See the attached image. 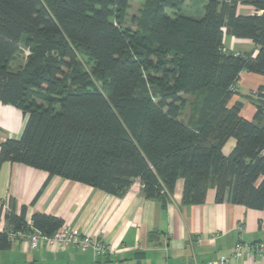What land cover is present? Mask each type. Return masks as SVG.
Wrapping results in <instances>:
<instances>
[{"label":"trees","instance_id":"16d2710c","mask_svg":"<svg viewBox=\"0 0 264 264\" xmlns=\"http://www.w3.org/2000/svg\"><path fill=\"white\" fill-rule=\"evenodd\" d=\"M202 1L187 15V0H146L131 31L123 28L130 0H0V102L27 116L21 138L0 145V165L119 198L139 181L163 207L182 179L184 205L203 204L214 189L218 203L263 210L264 86L247 96L253 120L241 116L243 102H231L242 72L264 76V0ZM239 5L257 13L239 14ZM226 35L252 40L257 55L227 51ZM22 47L30 54L12 69ZM78 49L93 59L91 75ZM26 214L10 204L8 229H29ZM64 225L41 213L30 224L48 236ZM9 244L0 233V249Z\"/></svg>","mask_w":264,"mask_h":264},{"label":"crops","instance_id":"0c3cea01","mask_svg":"<svg viewBox=\"0 0 264 264\" xmlns=\"http://www.w3.org/2000/svg\"><path fill=\"white\" fill-rule=\"evenodd\" d=\"M238 13L257 12L239 5ZM224 46L227 51L253 56L259 50L252 40L229 35ZM260 86H264V76L245 71L240 74L231 103L243 102L241 116L247 120H253L256 113L247 96ZM26 122L27 116L20 109L0 102V145L8 139H20ZM235 145L230 139L223 153L229 155ZM141 190V183L136 181L119 198L62 177L50 178L47 172L24 164L2 163L0 233L9 228L10 204L17 214L25 206L28 225L35 213L59 217L68 228L103 239L113 252L95 256L91 249L81 252L74 246L61 248L57 243L44 242L33 248L29 240L17 239L7 249H0V264H204L229 257L239 242H264V209L218 203L214 189L208 191L203 204L184 205L182 179L166 207L157 199H147ZM234 264H264V260L244 255Z\"/></svg>","mask_w":264,"mask_h":264},{"label":"built area","instance_id":"2783aa9c","mask_svg":"<svg viewBox=\"0 0 264 264\" xmlns=\"http://www.w3.org/2000/svg\"><path fill=\"white\" fill-rule=\"evenodd\" d=\"M236 89L237 86L232 88V90L235 91ZM29 227V229L18 231L13 229L6 230L5 234L8 241L12 242L17 239H23L26 241L29 240L33 248H37L40 242H44L48 245L57 243L61 248L74 246L81 252H87L91 249L95 256L113 252V248L110 245L105 244L103 239L85 235L80 231L68 228L66 225L61 227V229H59L52 236L45 235L41 231L33 229L30 225ZM215 237L216 236H213L212 239ZM196 242L200 244L201 240L198 238ZM244 255H255L264 260V242H257L253 245H246L242 242H239L229 257H221L216 260H209L204 264H234Z\"/></svg>","mask_w":264,"mask_h":264},{"label":"rangeland","instance_id":"374dc122","mask_svg":"<svg viewBox=\"0 0 264 264\" xmlns=\"http://www.w3.org/2000/svg\"><path fill=\"white\" fill-rule=\"evenodd\" d=\"M205 1L202 0H187V8L185 10L187 15L201 12L203 9L202 4ZM146 0H130V6L127 12V16L125 19V23L123 28H128L131 31H136L138 29L137 23L133 20V18H139L141 15V11L145 7ZM30 54V50L26 47H22L20 53L17 55L13 63L11 64L12 69H21L22 66L26 62L27 56ZM78 56V64L80 69L84 70V72L88 74H92L94 61L89 57L83 49L77 50ZM94 82L98 88H100L103 92H106V84L102 80H98L94 78ZM187 103L185 108L183 109L182 117L187 119L188 115L191 111V105L196 101V96L191 95L187 96Z\"/></svg>","mask_w":264,"mask_h":264}]
</instances>
